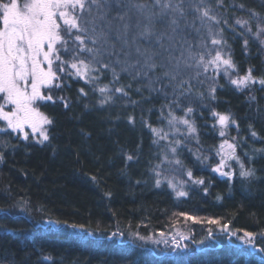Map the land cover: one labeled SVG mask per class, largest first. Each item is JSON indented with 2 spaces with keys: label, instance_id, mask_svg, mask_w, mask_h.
<instances>
[{
  "label": "trees",
  "instance_id": "1",
  "mask_svg": "<svg viewBox=\"0 0 264 264\" xmlns=\"http://www.w3.org/2000/svg\"><path fill=\"white\" fill-rule=\"evenodd\" d=\"M207 2L221 20L219 27L229 46L224 51L231 52L236 65L232 77L245 75L251 67L254 76L264 78V44L260 42L264 35H253L257 28L253 14L264 18V0H223L219 7L217 0ZM237 19L248 20L252 32L237 24ZM110 79L109 75L99 85H86L78 77L69 78L65 87L53 89L54 102H38L40 111L53 121L46 125L49 141L43 144L37 137L24 140L0 131L4 154L0 209H6L0 211V264H264V252L259 251L264 248L260 235L264 232V153L255 152L264 148V85L257 81L241 91L221 73L213 100L207 94L212 82L205 81L199 89L204 98H194L190 105L194 112L188 117L195 122L199 142L179 127L182 145L177 149L185 166L180 170L184 178L191 169L192 179L204 183L188 178V196L177 197L167 182L155 185L152 171L160 165L168 141L154 144L152 132L142 122L167 130L168 113L165 110L161 116L160 111L166 101L150 93L145 80L138 82L141 92L135 91L138 84L133 83L128 98L116 93L114 103L100 106V94L92 89ZM127 82L122 77L121 83ZM80 88L87 97L78 92ZM61 96L68 101L67 108L55 99ZM213 111L231 113L239 130L230 123L221 137ZM175 115L183 117L184 111L177 108ZM251 131L258 135L251 136ZM225 139L238 143L237 154L246 166L255 167L256 178L239 177L235 160L230 161L237 173L234 178L212 171L220 160L216 151ZM127 155L136 159L128 161ZM197 156L209 159L197 160ZM159 170L165 173V165ZM182 212L205 220L220 218L231 230H239L238 237L221 232L218 226L186 219L179 215ZM57 220L67 225L56 224ZM71 224L85 227L73 229L68 227ZM177 227L185 230L186 249L173 246L165 251L133 235L169 234ZM210 228L214 240L208 235ZM114 232L124 235L112 237ZM244 232L257 234L253 244H240Z\"/></svg>",
  "mask_w": 264,
  "mask_h": 264
},
{
  "label": "snow or ice",
  "instance_id": "2",
  "mask_svg": "<svg viewBox=\"0 0 264 264\" xmlns=\"http://www.w3.org/2000/svg\"><path fill=\"white\" fill-rule=\"evenodd\" d=\"M217 6H223V0H217ZM239 7L243 8L244 5ZM253 15L257 19L253 35L260 38L264 35V23L261 22L264 18L259 14ZM220 23L207 0H0V120L6 122L0 131L11 129L22 133V138L28 140L29 132L25 129L30 128L32 134L39 133L38 143L49 141L45 126L53 121L40 111L38 102H54L53 89L65 87L69 78L78 77L86 85H99L103 78L110 75L108 84L92 89L100 94V106L114 103L116 93H120L122 99L128 98L133 83L146 80L149 92L162 95L166 101L160 111L161 116L167 111L165 118L169 128L179 133L177 125H184L186 135L199 142L195 122L188 117L194 112L190 106L194 98H204L205 93L199 89L204 87L205 81L212 82L207 87V94L213 100L216 98L215 82L221 70L238 90L242 91L257 81L264 85V78L254 76L251 67L245 75L232 78L236 65L231 52L224 51L229 46L223 37L224 29L219 27ZM223 23L227 24V20ZM236 23L252 32L248 20L237 19ZM260 42L264 44V39ZM247 44L245 39V47ZM122 77H126L128 82L121 83ZM117 84L120 86L112 87ZM135 91L141 92L139 84ZM78 92L83 97L88 96L84 88L78 89ZM55 99L63 102L64 107L69 106L65 97ZM9 106L11 110H6ZM177 108L184 111L183 117L175 115ZM212 115L217 117L221 137L226 135L225 129L230 123L239 130V124L231 113L213 111ZM128 120L134 123L133 117L129 116ZM142 122L152 132L154 144H159L161 140L168 141L160 165L152 169L156 175L155 185L160 187L167 181L177 197L188 196V192L179 189L159 170L165 162L179 166L176 171L185 168L180 159L169 160V153L177 156L182 141L169 140L168 133L163 129L152 127L147 121ZM257 135V132L251 131V136ZM237 147L238 143L223 140L216 151L220 157L219 163L212 171L234 178L237 173L231 169L229 161L235 160L239 163V177L244 180L256 178L255 167L245 165L237 154ZM255 152L264 153V148ZM245 155L248 156V153ZM3 158V152H0V160ZM126 159L133 161L136 157L127 155ZM201 159L206 161L209 158L197 156V160ZM248 159H254V154ZM226 168L229 170L226 171ZM186 175L192 183H204L203 179H192L191 169H187ZM184 183L180 181L181 185ZM179 215L194 222L218 226L221 232L230 233L231 236H236L239 231L231 230L229 224L222 223L220 218L205 220L183 212ZM55 223L67 225V221L57 220ZM68 227L84 229L85 226L71 224ZM111 235L124 234L114 232ZM133 235L140 240L151 239L138 233ZM208 235L216 239L211 228ZM260 235L264 236V232ZM256 236L254 232H244L239 239L251 245ZM183 239L187 237L182 234L181 240L173 236L176 248L189 247L182 243ZM153 242L160 243L159 240ZM163 242L168 244L166 239ZM259 251L264 252V248Z\"/></svg>",
  "mask_w": 264,
  "mask_h": 264
},
{
  "label": "rangeland",
  "instance_id": "3",
  "mask_svg": "<svg viewBox=\"0 0 264 264\" xmlns=\"http://www.w3.org/2000/svg\"><path fill=\"white\" fill-rule=\"evenodd\" d=\"M21 2H23V0H21ZM221 73H223L222 72V70H221ZM238 77V76H237ZM236 76H234V77H232V78H237ZM6 110H11V107L9 106L8 108H6ZM5 124H6V122H4L3 120H0V128H2V127H4L5 126ZM177 127H181V129H183V130H185L183 133H186L187 132V128H186V126H184V125H177ZM45 128H46V126H45ZM25 131H28L29 132V136H32V137H37L38 139L40 138V136H39V133H36V134H32L31 133V129L30 128H26L25 129ZM167 133H168V135H169V139H172V140H175V139H179L178 137L179 136H181V134L180 133H177V132H175L173 129H170L169 127H168V129L167 130H165ZM164 131V132H165ZM228 131V128L227 129H225V132H227ZM5 132V131H4ZM6 133H8L9 135H12V136H14V135H19L20 137H22V133H20V132H14V131H12L11 129H8L6 132H5V134ZM178 134H179V136H178ZM183 135V134H182ZM165 151H167V149H165ZM176 158H178V155L176 156V157H173L170 153H169V160L171 161V160H174V159H176ZM179 159V158H178ZM229 163H230V161H229ZM163 165H165V168H166V172L164 173V175H166V176H168L169 177V179H171L172 180V182L173 183H175V184H177V187L179 188V189H182L183 191H186L187 192V190H188V188H189V186L186 184V183H184V184H180V181H185V182H187L188 180V176H187V179L186 178H184V174L181 172V171H176V169L179 167V166H177V165H175L174 163H168V162H165ZM215 167V166H214ZM213 167V168H214ZM232 169V168H231ZM226 171L227 170H229V169H225ZM167 181H165V183H166ZM168 183V182H167ZM172 189V188H171ZM173 190V189H172ZM174 192V191H173ZM181 234L184 236V237H186V234H185V230L183 229V228H181V227H177L176 229H174L173 231H171V232H169V234H164V236H161V233H158L157 235H153V236H150L151 237V239H148L149 241V243L150 244H152V246L153 247H157V246H159V248L160 249H163V250H165V251H168V249L170 248V247H175V244L173 243V240H172V238H173V236H175L176 237V240H181ZM236 236L238 237V235L236 234ZM242 236V235H241ZM167 240L168 241V244L166 245L163 241L164 240ZM155 240H159L160 241V243H154L153 241H155ZM185 239H183V241H184ZM182 241V242H183ZM245 242L243 241V240H241L240 239V244H244ZM175 249H176V247H175Z\"/></svg>",
  "mask_w": 264,
  "mask_h": 264
}]
</instances>
